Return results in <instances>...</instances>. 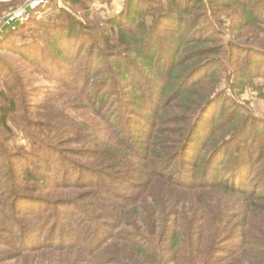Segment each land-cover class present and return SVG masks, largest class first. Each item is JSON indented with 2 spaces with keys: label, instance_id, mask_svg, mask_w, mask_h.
<instances>
[{
  "label": "trees",
  "instance_id": "obj_1",
  "mask_svg": "<svg viewBox=\"0 0 264 264\" xmlns=\"http://www.w3.org/2000/svg\"><path fill=\"white\" fill-rule=\"evenodd\" d=\"M122 1L118 15L102 20L110 33L96 37L110 61L92 43L81 64L68 59L63 40L79 48L88 32L73 22L46 33L40 50L90 110L103 113L100 93L116 86L112 124L40 115L47 123L33 125L38 138L28 133L15 149L9 120L27 96L0 93V264H264V120L218 110L223 84L250 88L264 103V0ZM222 14L236 35H213ZM16 31L2 27L0 43ZM95 60H103L98 68ZM189 99L194 117L169 111ZM22 110L25 123L31 112ZM142 111L159 129L146 130ZM68 134L87 135L88 148L73 155L103 169L84 170L98 184L41 164Z\"/></svg>",
  "mask_w": 264,
  "mask_h": 264
},
{
  "label": "rangeland",
  "instance_id": "obj_2",
  "mask_svg": "<svg viewBox=\"0 0 264 264\" xmlns=\"http://www.w3.org/2000/svg\"><path fill=\"white\" fill-rule=\"evenodd\" d=\"M27 1L28 0H0V22L11 10L23 8ZM122 8V0H80L77 4L65 3L60 0H46L45 5L33 13L27 22L10 30H17L11 37L6 36L4 40L1 41L0 93L3 91L9 98L17 97L18 100H20L19 90L22 89L27 96L24 103L20 106V113L9 120V125L14 133L13 136L10 137L11 140L8 144L10 147L18 149L19 147L23 148L26 146L28 140L25 135L28 133L38 138L37 134L40 130H36L33 125L36 123L45 125L47 123L44 119L40 118V115L57 113L61 117V120L67 117L75 121H85L88 125H101V122L98 121L101 116L105 117V121L109 120V123L114 121V117L111 115L112 111L108 107L111 105L113 107V103L111 102L115 95L114 90L116 86L100 93L104 99L103 105L105 109L103 113L99 112V110H90L86 107V100L83 99L79 101L76 94H71V86L67 85V81L63 83L60 81L61 75H58V70H53L49 62L40 61V50L45 47L44 42L47 39V34L53 33L60 35L63 31L61 27L67 25L68 22H73L81 24V26H86L88 32L82 38L83 42L79 48L75 41L63 40L61 46L66 49L68 59H73L75 61L79 59L80 61H78L77 64H81L82 57L87 52L88 44L92 43L96 45V51L104 57V60L110 61L113 56H108V52L104 49L103 43L97 41L96 37L110 33V28H105L103 26L105 24L102 20L118 15ZM224 16L225 14L220 15L222 20V23H220L221 27L215 26L213 35L217 33L221 35L227 34L229 37H231V35H236V32L231 34L228 31V24L223 21L225 19H222ZM1 36L0 40L2 39ZM114 37L116 38L115 35ZM102 61L103 60H95L93 67L98 68ZM259 63L264 67V57L261 58ZM228 66L229 65L226 67L228 68ZM73 67L72 65L65 67L69 69V75L71 76H73L74 72ZM229 67L232 70L234 69L233 66ZM227 75V73L224 74L226 77ZM164 81H166L165 78L158 84L159 88L166 85L167 82ZM223 82L225 83L226 81ZM254 83H260V81L256 80ZM222 87L223 100L221 106L218 107L219 111H222L225 115L240 111V113L250 117L251 120L256 122H262L264 120V103L256 98L255 93L250 88H246L244 92L240 93L237 91L234 92L228 85L223 84ZM116 95L118 96L119 94ZM172 99L173 96L169 98L167 103H170ZM23 105L27 111L31 112L28 114L25 123V112L22 110ZM149 105V102L148 104L145 103V106ZM79 107L83 108L79 109ZM169 109V111H173L174 115L178 117L189 115L192 118L198 112V107L193 105V100L191 99L185 103L174 102ZM147 114H150V112L147 113L146 111H142V116L139 117L138 120L141 123H145L146 130H151L154 127L159 129L160 126L158 124L152 125L154 115L152 116L151 114L148 116V122L144 119V115L146 116ZM125 116L126 114L121 116L123 121ZM162 118H165L164 114ZM174 126V124H171V127ZM54 127L55 124L53 125V128ZM78 136L81 140L69 134L66 135V137L70 139V142L67 144L64 142L63 138H58L57 143H59V145L56 146V148L50 147L59 156H56V154L52 156V152H48L40 162L41 164L46 162L51 167H58L61 170L65 169L72 175L73 179L76 180L79 178L81 183L89 179L93 184H98L102 179L90 177V174L84 170L93 169L96 173H101L103 169L96 166L97 164L94 159H90L92 162L88 165L87 160L84 158L85 156L73 155L75 150L85 151L88 148L87 144H84V138L87 135L83 136L78 134ZM50 159H53L57 165L55 166L49 163ZM33 163H36V172L39 173V161L33 158ZM261 186L264 187V184H261ZM78 189L83 188L80 186ZM102 221L104 220H100V222ZM100 260L105 261V257H100ZM17 264H22V261Z\"/></svg>",
  "mask_w": 264,
  "mask_h": 264
},
{
  "label": "built area",
  "instance_id": "obj_3",
  "mask_svg": "<svg viewBox=\"0 0 264 264\" xmlns=\"http://www.w3.org/2000/svg\"><path fill=\"white\" fill-rule=\"evenodd\" d=\"M45 3L46 0H28L23 8L11 10L0 22V33L2 27L11 30L16 26L27 22L30 16L38 11L39 8L43 7Z\"/></svg>",
  "mask_w": 264,
  "mask_h": 264
}]
</instances>
